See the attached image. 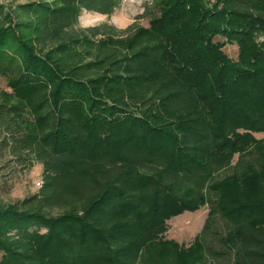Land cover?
Instances as JSON below:
<instances>
[{
    "label": "trees",
    "instance_id": "obj_1",
    "mask_svg": "<svg viewBox=\"0 0 264 264\" xmlns=\"http://www.w3.org/2000/svg\"><path fill=\"white\" fill-rule=\"evenodd\" d=\"M118 3L0 5V123L42 166L0 203V264H264V0H166L127 36L77 26ZM204 206L188 247L164 239Z\"/></svg>",
    "mask_w": 264,
    "mask_h": 264
},
{
    "label": "rangeland",
    "instance_id": "obj_2",
    "mask_svg": "<svg viewBox=\"0 0 264 264\" xmlns=\"http://www.w3.org/2000/svg\"><path fill=\"white\" fill-rule=\"evenodd\" d=\"M39 1L41 0H0V5L14 8ZM165 3L166 0H119L118 5L109 14L81 9L77 26L82 29L98 28L100 35L127 36L137 28L148 27L151 20L160 16ZM223 51L232 59L237 56L236 45H227ZM11 76L10 73L0 76V94L10 92ZM254 136L257 139L264 138L263 133H255ZM16 138L15 133L0 123V203H18L35 194L42 180L41 164L25 156L16 144ZM207 213L208 208L204 206L195 212H184L171 218L167 222L168 229L164 239L188 247L201 232ZM218 227L219 224L217 229ZM218 246L219 244L214 241L213 247Z\"/></svg>",
    "mask_w": 264,
    "mask_h": 264
},
{
    "label": "built area",
    "instance_id": "obj_3",
    "mask_svg": "<svg viewBox=\"0 0 264 264\" xmlns=\"http://www.w3.org/2000/svg\"><path fill=\"white\" fill-rule=\"evenodd\" d=\"M40 186H41V182H40L39 185H38V189L40 188Z\"/></svg>",
    "mask_w": 264,
    "mask_h": 264
}]
</instances>
